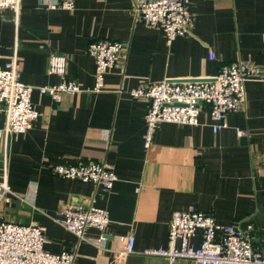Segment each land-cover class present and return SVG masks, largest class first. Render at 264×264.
Wrapping results in <instances>:
<instances>
[{"label":"crops","instance_id":"obj_1","mask_svg":"<svg viewBox=\"0 0 264 264\" xmlns=\"http://www.w3.org/2000/svg\"><path fill=\"white\" fill-rule=\"evenodd\" d=\"M48 1L19 0L18 11H0V67L15 60L39 113L26 133L0 138V181L23 200L1 203L0 219L36 224L45 251L73 253L77 264H170L144 251L166 245L173 210L211 214L220 225L248 230L258 245L264 237V0H191V32L170 45L160 29L134 19L137 0H74L72 10L50 8ZM101 39L124 46L103 91L64 94L58 103L38 93L36 87L63 79L91 89L94 62L86 48ZM51 54L66 58L63 75L48 73ZM238 59L260 73L245 82L244 105L227 115L225 128L213 132L203 107L199 125L162 123L144 147L148 102L128 91L165 79H209ZM78 159L112 165V188L52 172ZM91 202L108 213L104 231L88 228L78 240L56 222L63 206ZM129 234L134 250L120 259L118 237Z\"/></svg>","mask_w":264,"mask_h":264},{"label":"built area","instance_id":"obj_2","mask_svg":"<svg viewBox=\"0 0 264 264\" xmlns=\"http://www.w3.org/2000/svg\"><path fill=\"white\" fill-rule=\"evenodd\" d=\"M50 8L72 10L74 0H49ZM18 11L19 0H0V11ZM133 17L147 27H156L164 35L167 45L178 37L191 32L193 14L191 0H137ZM124 50L122 43L111 40H96L88 43L87 55L94 62V84L83 89L75 81L63 79L57 85L35 89L58 103L64 94L84 90L100 92L105 89V76L112 70ZM66 58L51 54L47 71L63 75ZM254 63L241 59L221 67L207 81L170 82L162 80L139 86L128 91L131 97L144 98L148 109L144 116V147H149L153 133L162 123L199 125L203 107L213 122L212 131L226 127V117L238 111L245 102V82L259 76ZM34 88L23 83L15 60L0 67V138L26 133L39 113L31 101ZM201 102V103H200ZM3 118V121H2ZM241 137L242 130H236ZM52 172L64 179L88 183L103 190H110L116 181L112 165L105 161L78 159L67 165H56ZM17 199L23 201L6 184L0 181V204ZM56 222L72 233L78 240L84 238L88 228L104 231L109 223L105 209L88 205H65L58 212ZM199 237V243L194 239ZM103 235L96 240L102 241ZM253 235L235 225H220L211 214L194 209L173 210L164 247L144 251V254L165 259L168 263L190 260L195 264H264V237L258 245L252 244ZM44 234L36 224H21L0 219V264H77L70 252L49 253L44 250ZM117 256L125 258L134 250L132 235L118 237Z\"/></svg>","mask_w":264,"mask_h":264},{"label":"water","instance_id":"obj_3","mask_svg":"<svg viewBox=\"0 0 264 264\" xmlns=\"http://www.w3.org/2000/svg\"><path fill=\"white\" fill-rule=\"evenodd\" d=\"M207 80L209 79H198V80L196 79V80H190V81H185V82H199V81H207ZM170 82H182V81L170 80Z\"/></svg>","mask_w":264,"mask_h":264}]
</instances>
